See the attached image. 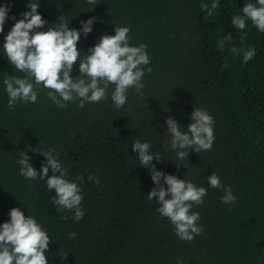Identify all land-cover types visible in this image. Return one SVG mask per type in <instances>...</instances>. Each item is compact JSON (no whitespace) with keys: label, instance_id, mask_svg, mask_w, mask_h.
I'll return each instance as SVG.
<instances>
[{"label":"trees","instance_id":"1","mask_svg":"<svg viewBox=\"0 0 264 264\" xmlns=\"http://www.w3.org/2000/svg\"><path fill=\"white\" fill-rule=\"evenodd\" d=\"M202 2L211 6L212 0H97L94 6L86 0H0L17 20L29 3H39L37 11L48 22L41 31L62 21L79 30L81 21L95 17L92 31L77 44L82 54L101 34L114 35V26H127L130 44H146L150 57L143 97L130 89L119 110L111 100L114 86L108 99L83 108L78 100L57 107L41 86L36 103L18 101L10 109L3 80L24 73L3 53L4 36L15 21L5 22L0 33V224L9 221L14 207L35 217L52 241L49 264H264V33L250 20L244 30L230 22L242 15L245 3L256 0H219L212 16L201 11ZM229 33L232 41L221 50L219 40ZM233 45L255 47L257 54L243 63L242 53L229 50ZM70 75H79L78 65ZM195 108L213 116L215 141L210 151L189 149L181 160L165 144L171 140L165 120L175 118L186 132ZM136 139L148 141L161 156V162L152 161L158 171L207 188L203 204L192 208L204 231L191 242L175 235L174 226L156 211L155 198L148 200L154 184L132 150ZM43 146L58 153L67 179L84 177V216L78 222L74 212L56 210L47 178L33 181L19 174L21 151L39 173L45 157L29 149ZM212 173L231 187L236 203L221 202L223 189L207 183ZM89 174L100 183L88 180Z\"/></svg>","mask_w":264,"mask_h":264},{"label":"clouds","instance_id":"2","mask_svg":"<svg viewBox=\"0 0 264 264\" xmlns=\"http://www.w3.org/2000/svg\"><path fill=\"white\" fill-rule=\"evenodd\" d=\"M86 3L94 6L97 0H86ZM27 6L29 10L21 13L22 18L17 20L15 16H8L10 5H0V33L4 31L7 19L15 21L4 36L3 53L15 70L24 73L23 77L7 75L3 80L10 109L18 101L36 103L41 86L48 89V98L59 108H65L68 103L77 100L79 108H83L86 102H102L108 99L110 86H114L111 100L117 110L127 103L130 89L143 97L142 79L145 72H152V68L147 67L150 57L146 44H130L129 27L114 26V35L101 34L87 54H82L77 44L82 34L87 37L92 31L95 17L81 21L79 30L69 28V21H62L41 31L48 22L37 11L40 4L29 3ZM218 6L219 0H212L211 6L203 2L200 4L201 11L208 16H212ZM241 12L242 15L231 18V25L235 29L244 30L246 22L250 20L259 32L264 33V0L245 3ZM231 41V33L224 35L219 40L220 49L223 50L225 44ZM229 50L234 55L242 53L243 63L252 60L257 54L255 47L238 49L233 45ZM74 65H78L79 72L75 78L70 75ZM191 121L187 131L182 132L175 118L169 116L165 120L166 131L171 136L170 142L165 141V144L181 160L187 159L189 149L196 153L210 151L215 141L214 118L207 110L195 108L191 113ZM151 148L148 141L136 139L132 142V150L138 156L139 165L149 170L154 184L147 198L149 201L156 199L159 204L156 211L174 226L175 235L182 241L191 242L204 231L198 223L199 213L192 211V208L203 204L208 190L197 187L189 180L158 171L152 161L155 159L159 163L163 159L158 153L154 154ZM29 150L45 157V163L38 173L29 163L31 157L21 151L17 160L19 174L33 181L47 178V189L55 193L52 202L58 206L56 210L74 212L73 219L77 222L81 220L84 209L80 206L83 200L80 184L84 177L67 179L68 170L62 166L55 149L43 146ZM49 169L52 171L51 176L48 175ZM206 179L211 188L223 189V204L236 203L237 198L231 187L223 185L216 173ZM88 180L100 183L99 178L92 174H89ZM8 215L9 221L0 224V264H49L46 253L52 241L46 229L35 217L25 216L19 208H11ZM61 219L67 220L68 216L64 215ZM69 236L75 238V233ZM177 264L182 262L178 261Z\"/></svg>","mask_w":264,"mask_h":264}]
</instances>
